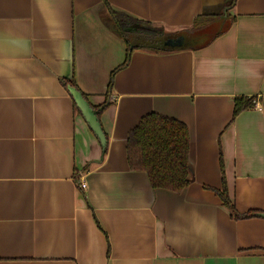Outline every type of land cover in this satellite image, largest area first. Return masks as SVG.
Listing matches in <instances>:
<instances>
[{"label": "crops", "instance_id": "obj_1", "mask_svg": "<svg viewBox=\"0 0 264 264\" xmlns=\"http://www.w3.org/2000/svg\"><path fill=\"white\" fill-rule=\"evenodd\" d=\"M107 1L172 48L134 49L110 92L127 44L105 0H0V264H264V0ZM71 80L107 103L106 148ZM239 95L257 104L234 118ZM150 113L188 126L181 192L130 168L129 133ZM221 157L238 213L255 215L211 189Z\"/></svg>", "mask_w": 264, "mask_h": 264}, {"label": "trees", "instance_id": "obj_2", "mask_svg": "<svg viewBox=\"0 0 264 264\" xmlns=\"http://www.w3.org/2000/svg\"><path fill=\"white\" fill-rule=\"evenodd\" d=\"M105 3L114 21L118 35L127 44L126 60L111 74L108 87L110 92L113 89L115 73L129 63L130 55L134 49L144 47L155 51H169L172 48L166 44L169 36L164 29L140 27L142 24L149 23L114 9L107 0H105ZM196 24H200L199 18L196 20ZM189 40L188 36L184 47L189 46ZM70 83L78 88L74 80H71ZM85 97L87 98L86 95ZM234 102L235 118L240 112L254 108L257 104V97L239 95L235 97ZM106 105L107 103L105 102L100 106L93 107L100 114ZM189 151L190 133L188 126L175 118L158 113H150L145 115L129 133L127 153L130 168L132 170L146 171L154 188L181 192L189 185ZM221 171L222 187L220 189H211L220 196L223 204L231 210L232 215L236 218L255 215L253 211L248 212V214L238 213L236 205L229 195L222 157Z\"/></svg>", "mask_w": 264, "mask_h": 264}, {"label": "water", "instance_id": "obj_3", "mask_svg": "<svg viewBox=\"0 0 264 264\" xmlns=\"http://www.w3.org/2000/svg\"><path fill=\"white\" fill-rule=\"evenodd\" d=\"M183 40L184 38L183 36H181L177 38L176 40L172 39L168 42L172 46H175V45L180 46L182 45ZM68 90L71 96L73 97L78 110L80 111L85 121L87 122L88 126L93 131V133L97 136L102 146L106 148L107 137L104 132L103 126L101 124L98 111L94 109L93 105L88 101V99L85 97V95L83 94L81 90H79L78 88L72 85L68 87ZM256 216L264 218V213L263 212L256 213Z\"/></svg>", "mask_w": 264, "mask_h": 264}, {"label": "built area", "instance_id": "obj_4", "mask_svg": "<svg viewBox=\"0 0 264 264\" xmlns=\"http://www.w3.org/2000/svg\"><path fill=\"white\" fill-rule=\"evenodd\" d=\"M81 186L83 188L87 187V182L85 180H81Z\"/></svg>", "mask_w": 264, "mask_h": 264}]
</instances>
